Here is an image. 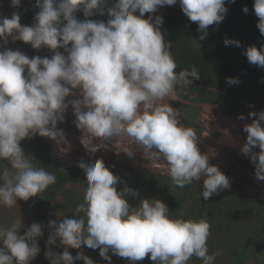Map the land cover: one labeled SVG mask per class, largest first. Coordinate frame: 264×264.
Returning <instances> with one entry per match:
<instances>
[{
  "label": "clouds",
  "instance_id": "9594fccd",
  "mask_svg": "<svg viewBox=\"0 0 264 264\" xmlns=\"http://www.w3.org/2000/svg\"><path fill=\"white\" fill-rule=\"evenodd\" d=\"M226 2L235 0H111V7H107L110 0H35L38 11L30 26L21 25L17 11L0 17V41L5 45L9 40L20 41L34 50L52 52L50 58H29L19 49L0 51V161L7 162L0 169V207L40 197L56 182L55 175L33 166L21 142L39 136L67 145L57 124L63 122L69 107L85 150L95 153L114 140L127 139L149 160L162 159L175 187L203 180L204 201L228 189L230 179L210 164L209 154L200 152L196 130L180 125L176 109L165 102L177 98L178 85L189 87L200 74L195 66L177 72L171 45L161 32L163 17L144 18L179 3L198 25L203 40L209 26L224 20ZM10 4L19 9L21 0H10ZM253 10L256 27L264 36V0H254ZM105 14L106 22L92 19ZM224 44L241 46L228 38ZM242 54L250 64L264 68V45L249 46ZM226 82L240 81L227 78ZM70 96L78 98L69 100ZM249 117L255 118L243 126L247 136L242 152L250 154L256 179L264 181V111ZM60 150L66 152L68 147ZM79 167L85 173L83 200L74 216L49 220L45 251L49 264L77 260L95 264L84 254V247L99 249L100 258L108 264L112 256L129 264L145 258L153 264H187L192 257L214 264L220 253L208 252L206 220L173 219L159 199L144 198L132 207L126 197L136 193L128 187L117 190L121 178L102 159ZM22 229L21 217L9 227L0 226V264H31L40 254L43 226L33 223L21 234ZM53 245L63 251L53 252ZM72 249L79 250L75 256Z\"/></svg>",
  "mask_w": 264,
  "mask_h": 264
},
{
  "label": "trees",
  "instance_id": "16d2710c",
  "mask_svg": "<svg viewBox=\"0 0 264 264\" xmlns=\"http://www.w3.org/2000/svg\"><path fill=\"white\" fill-rule=\"evenodd\" d=\"M34 5L35 0H21L20 8L13 9L10 0H0V13L11 16L13 11H17L21 19L25 18L27 24L32 25L38 11ZM111 6L110 0L107 7ZM229 7L224 20L219 25L209 26L207 36L203 40L199 39L202 33L197 31L198 25L180 16L162 15L164 22L161 26L165 42L171 45L169 50L177 65L176 71L191 70L192 66H195L200 74L199 80H194L189 87L184 88L191 90L209 88L213 96L209 103L219 105L223 109L226 104H233V100L264 102V68L250 64L247 57L242 54L249 46L260 49L264 45V36H261L256 27L258 18L253 13L243 12L242 1L238 0ZM156 13L145 14L144 18L146 19L148 15L155 18ZM77 17L84 19L82 13H77ZM92 19L106 22L108 16L106 14L94 16ZM225 38L239 41L241 46H225ZM228 56H232L234 61H230ZM227 78H238L240 82L229 85L226 82ZM222 92L226 94L223 95ZM39 162L41 167L56 177V182L49 185L40 193V197H35L33 201L37 215L33 223L47 227L46 220L57 205L62 211H68L74 216L75 208L83 200L84 194L75 190L83 174L77 163L64 169L55 165L47 151ZM69 184H72V187L68 188ZM201 185L194 182L181 189L172 184L169 176L143 172L137 176V182L131 188L136 195L129 194L126 198L132 207L138 205L144 198L159 199L167 205L169 215L173 219L182 217L185 220H206L210 225L208 252L220 253L214 264H264V203L261 197L251 199L223 190L208 201H204L201 197ZM50 201H53V205H49ZM62 251L61 248L57 253ZM77 251L79 250H70L73 256ZM83 251L95 264H108L100 258L99 249L84 247ZM116 258L112 256L111 264H129L122 258L115 263ZM46 261L49 264L45 256L39 254L31 264H43ZM74 264H83V261L77 260ZM136 264L153 262L145 258ZM187 264L203 262L192 257Z\"/></svg>",
  "mask_w": 264,
  "mask_h": 264
},
{
  "label": "rangeland",
  "instance_id": "374dc122",
  "mask_svg": "<svg viewBox=\"0 0 264 264\" xmlns=\"http://www.w3.org/2000/svg\"><path fill=\"white\" fill-rule=\"evenodd\" d=\"M239 1H242L243 7L249 9L247 13L255 14L253 10L254 0ZM230 4L232 3L226 2L225 7L230 9ZM156 14L157 16L174 14L188 19L181 11L179 3L173 6L161 7ZM2 16L4 15L0 13V17ZM5 16L10 17L7 14ZM20 23L22 26H30V24H27L25 18L20 19ZM5 48L11 50L19 49L29 58L37 55L50 58L52 55V52L46 48L37 51L32 49L30 45H26L20 41L12 42L9 40L6 45L0 41V51L5 50ZM228 59L234 61L232 56H228ZM177 87V98L175 100L168 99L165 102L171 104L176 109L180 125L196 130L200 152L202 154H209L210 164L217 166L230 179V187L226 191L233 195H244L251 199L259 196L264 203V181L256 179L255 168L250 160V154L245 155L242 152L247 136L243 132V126L251 124L252 119L255 118H250L249 113L264 111V102L251 103L233 100V104H226V107L223 109L219 105L209 103V99L213 98L210 94L212 91L209 88L205 89V87H201L198 90H191L181 86ZM221 94L225 95L226 92H222ZM74 98L78 97L70 96L68 99ZM241 115L245 117L244 120L238 119ZM74 119L73 110L69 107L64 115L63 122H58L57 124L58 129L63 132L67 145L63 143L58 145L55 141L39 136L21 142L25 155L30 157L34 167H41L39 160L47 151L52 162L62 169L75 163H87L90 165L96 159H102L105 166L114 175L121 178V183L117 185L118 189L124 187L133 188L137 182V176H140L143 172H153L168 176L165 162L162 159L149 160L138 145L130 143L127 139L114 140L113 143L107 144L106 147L100 148L95 153L85 150L80 143L82 134L75 127ZM224 130H227V135L224 134ZM93 146H95V142H93ZM62 147H68V150L62 152L60 150ZM253 151L259 152L260 150L254 148ZM127 152L132 154L129 155ZM6 165V161H0V169ZM81 171L83 175L75 186V190L84 194L86 188L85 173L82 169ZM202 183L203 180L199 182V184ZM70 187H72V184L68 185V188ZM34 198H31L27 202L18 201L11 208L0 207V226L9 227L11 223L21 217L24 229L30 227L37 217L33 203ZM49 205H53V201H50ZM60 208L57 205L55 211L51 213L46 222H49V220H60L65 216H72L68 211H62ZM24 229L21 230V234H23ZM49 231L48 226L43 227V236L38 240L41 250L40 254L43 256H45V251L47 250L46 241ZM51 248L56 253L61 249V247L56 245L51 246ZM119 260L120 258L117 257L115 263ZM43 264H47V261Z\"/></svg>",
  "mask_w": 264,
  "mask_h": 264
}]
</instances>
